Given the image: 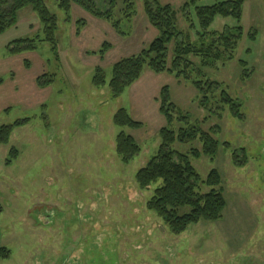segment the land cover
<instances>
[{"label": "rangeland", "instance_id": "rangeland-1", "mask_svg": "<svg viewBox=\"0 0 264 264\" xmlns=\"http://www.w3.org/2000/svg\"><path fill=\"white\" fill-rule=\"evenodd\" d=\"M158 1L178 11L187 0ZM46 7L57 19L54 52L44 42L33 52L7 54L14 40L42 34L30 7L0 35V126L28 120L0 146V247L8 251L0 264H264V0H243L235 58L206 74L235 100L236 118L228 110L209 117L189 83L149 69L118 98L107 85L92 87L96 69L107 83L115 63L158 37L142 0H135L133 19L122 22L125 36L80 7L72 5L69 20L53 1ZM226 22L235 24L215 18L211 28L220 33ZM177 28L187 32L180 13ZM105 43L111 46L105 55H93ZM41 77L39 83L50 81L45 88L37 85ZM163 88L190 123L198 122L220 143L213 159L202 155L191 162L203 180L210 170L218 172L226 203L222 218L191 225L178 236L146 210L152 188L141 192L134 180L167 127L159 113ZM120 109L142 127L116 128L112 119ZM119 132L141 149L127 165L116 155ZM12 148L18 158L7 164ZM193 148L201 151L198 143ZM189 149L175 146L181 153Z\"/></svg>", "mask_w": 264, "mask_h": 264}, {"label": "trees", "instance_id": "trees-1", "mask_svg": "<svg viewBox=\"0 0 264 264\" xmlns=\"http://www.w3.org/2000/svg\"><path fill=\"white\" fill-rule=\"evenodd\" d=\"M50 1L56 4L67 20L71 6L75 5L93 18L109 24L120 36L126 35L121 28L122 22H130L135 15V0H107V8L102 5L104 0L101 4L93 0H0V35L15 28L19 12L26 7L32 9L42 27L41 35L14 40L8 44V55L17 56L36 51L38 45L44 42L53 52L56 50L57 19L46 7V2ZM208 1L211 3H207ZM242 3L243 0H187L175 11L158 0H142L144 15L148 24L158 31V37L138 54L115 63L107 83L105 73L96 69L91 81L92 87L99 90L107 85L112 98H118L149 69L154 74L167 73L178 82L189 83L198 93L199 107L208 111L209 117L220 118L224 110H228L233 118L238 117L235 100L222 84L209 80L206 74L209 70L219 71L234 60L242 37V28L239 25ZM100 6L105 10H101ZM178 13L186 23L187 32L177 28ZM215 18L231 19L235 24L228 25L226 22L223 31L219 33L211 28ZM77 26L82 28L84 22L77 21ZM110 48L105 43L93 55L102 58ZM40 79L43 77L38 78V86L45 88L50 84L49 80L39 83ZM158 101L159 113L164 117L167 127L159 130L160 143L157 151L145 167L136 172L134 180L141 192L152 188V194L145 203L146 210L161 220L172 235L178 236L191 225L199 222L214 223L222 218L226 203L218 172L215 169L210 170L203 180L191 162L202 155L213 159L220 143L203 131L198 122L192 124L188 117L180 113L171 102L167 88L162 89ZM215 103L218 104L217 111L211 113L210 108ZM207 119L206 117L203 121ZM27 122L25 119L10 126H0V146L9 143L14 128ZM112 122L116 128L137 130L142 127L141 123L133 121L123 109L114 114ZM195 143L201 146V151L193 148ZM115 145L116 155L124 165L132 162L141 152L133 138L124 132L116 135ZM177 145H189L191 149L181 153L175 150ZM8 156L6 163L10 164L18 158V151L12 148ZM202 187L208 191L203 192ZM0 258H8V251L4 247H0Z\"/></svg>", "mask_w": 264, "mask_h": 264}, {"label": "crops", "instance_id": "crops-1", "mask_svg": "<svg viewBox=\"0 0 264 264\" xmlns=\"http://www.w3.org/2000/svg\"><path fill=\"white\" fill-rule=\"evenodd\" d=\"M75 6V5H74ZM78 7V6H77ZM71 8H72V6H71ZM72 10V9H71ZM71 10H70V12H71ZM100 21H102V20H100ZM18 22H19V19H18ZM104 22V21H103ZM106 23V22H105ZM18 24V23H17ZM107 24V23H106ZM107 25H109V24H107Z\"/></svg>", "mask_w": 264, "mask_h": 264}]
</instances>
